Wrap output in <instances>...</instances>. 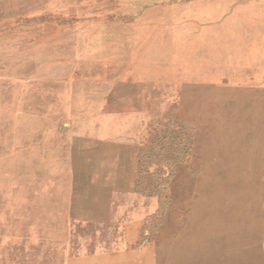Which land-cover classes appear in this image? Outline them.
<instances>
[{"label": "rangeland", "instance_id": "obj_1", "mask_svg": "<svg viewBox=\"0 0 264 264\" xmlns=\"http://www.w3.org/2000/svg\"><path fill=\"white\" fill-rule=\"evenodd\" d=\"M189 2L0 0V264H264V0Z\"/></svg>", "mask_w": 264, "mask_h": 264}, {"label": "crops", "instance_id": "obj_2", "mask_svg": "<svg viewBox=\"0 0 264 264\" xmlns=\"http://www.w3.org/2000/svg\"><path fill=\"white\" fill-rule=\"evenodd\" d=\"M190 0H125L134 9L138 18L136 32L142 33L143 38L151 35L153 41L156 38L161 42L166 39L172 41L188 38L187 34L192 33V29L197 28L195 21L191 19L192 4ZM254 7V6H253ZM193 10V9H192ZM203 10V9H198ZM206 22L200 20L199 23ZM201 26V25H200ZM148 34V35H147ZM148 36V37H147ZM157 41H155L156 43ZM146 43V41H145ZM127 126L124 125L126 133ZM105 133V130H104ZM119 138H109V136H97L90 138H79L85 143L104 144V145H127L128 139L122 136Z\"/></svg>", "mask_w": 264, "mask_h": 264}]
</instances>
